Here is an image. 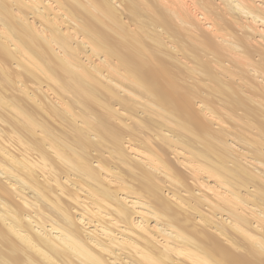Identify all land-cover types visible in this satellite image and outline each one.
Wrapping results in <instances>:
<instances>
[{"label":"bare ground","instance_id":"6f19581e","mask_svg":"<svg viewBox=\"0 0 264 264\" xmlns=\"http://www.w3.org/2000/svg\"><path fill=\"white\" fill-rule=\"evenodd\" d=\"M0 264H264V0H0Z\"/></svg>","mask_w":264,"mask_h":264}]
</instances>
